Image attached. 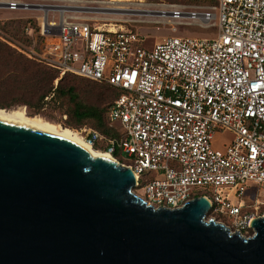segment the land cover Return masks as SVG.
I'll list each match as a JSON object with an SVG mask.
<instances>
[{
	"label": "built area",
	"instance_id": "2783aa9c",
	"mask_svg": "<svg viewBox=\"0 0 264 264\" xmlns=\"http://www.w3.org/2000/svg\"><path fill=\"white\" fill-rule=\"evenodd\" d=\"M130 1L218 34L149 48L131 30L55 8L98 0H0V11L42 12L41 61L60 78L73 74L119 92L107 116L118 136L85 129L83 138L134 172L143 195L134 192L149 206L177 209L205 197L236 232L253 231L260 216L242 198L251 184L264 187V0ZM219 129L235 134L225 151L212 148ZM253 202L264 210L258 196Z\"/></svg>",
	"mask_w": 264,
	"mask_h": 264
},
{
	"label": "water",
	"instance_id": "95a60500",
	"mask_svg": "<svg viewBox=\"0 0 264 264\" xmlns=\"http://www.w3.org/2000/svg\"><path fill=\"white\" fill-rule=\"evenodd\" d=\"M113 157L0 119V264H264V216L246 237L194 198L149 206Z\"/></svg>",
	"mask_w": 264,
	"mask_h": 264
},
{
	"label": "rangeland",
	"instance_id": "374dc122",
	"mask_svg": "<svg viewBox=\"0 0 264 264\" xmlns=\"http://www.w3.org/2000/svg\"><path fill=\"white\" fill-rule=\"evenodd\" d=\"M98 1L101 3H59L58 6H62L63 10L69 11L68 13H78L94 18V24L103 29L113 27L131 30L142 36L146 42L145 46L149 48L169 37L214 38L218 34L216 26L205 29L186 21H173L160 14L158 10H147L137 3L119 4L112 0ZM84 11L100 14H86ZM53 15L57 20L58 14ZM42 20V12L0 11V108L24 107L30 116H40L47 121L76 130L83 138L85 129L96 128L91 122L78 124L74 121L72 117L74 105L67 96L63 97L52 92L43 100L41 99L46 91L41 85V79L45 77L46 72H49L48 75L53 77L50 80V88L52 87L53 91L62 79L60 77L56 79L57 74L45 65L39 56L44 39L39 33ZM62 86L63 88L76 86L78 101L87 106L106 108L112 100V96H108L107 101L101 103L98 95L100 92H105L101 85L72 76H67L62 82ZM234 138L233 132L219 129L214 134L212 148L216 151H225L232 144ZM94 149L105 153L101 149V144H98ZM125 157L122 155V160ZM135 191L143 195L139 188H136ZM212 191L213 189L209 190V192ZM195 192L205 193L203 189H195ZM257 196L264 202V187L251 184L242 200L246 202V210L250 214L257 213L262 217L264 210L255 211L253 208V200ZM212 218L229 226L232 232H236V228L232 227L231 222L224 216L209 212L207 220ZM253 235L254 231L244 233L246 237Z\"/></svg>",
	"mask_w": 264,
	"mask_h": 264
},
{
	"label": "trees",
	"instance_id": "16d2710c",
	"mask_svg": "<svg viewBox=\"0 0 264 264\" xmlns=\"http://www.w3.org/2000/svg\"><path fill=\"white\" fill-rule=\"evenodd\" d=\"M57 74L56 79L60 77V74L58 71H55L52 69ZM49 72L45 73V77L41 79V85L43 89H45V94L41 96V99L43 100L48 94L58 93L60 96H67L69 100L73 103L74 108L72 112V117L74 121L78 124H84L85 122H91L96 129H93L95 131H98L100 134L109 137V138H115L118 136L117 131L109 125L107 116H108V111L109 108L113 102V100L117 97L119 92L114 89L113 87L107 85V84H100L88 79H84L78 76H75L73 74H66L62 79L60 84L57 86V88L53 91V88H50V80H52L53 77H51ZM67 76H72L78 79H82L85 81H88L90 83L98 84L101 85L104 89L105 92H100L98 97L101 99V103H104L107 101L108 96H112L111 103L106 108H100V106H87L83 104L82 102L78 101V95H77V88L76 86H69L67 88H63L62 82ZM49 86V88H48ZM108 94V95H107ZM201 195V193L199 194Z\"/></svg>",
	"mask_w": 264,
	"mask_h": 264
},
{
	"label": "bare ground",
	"instance_id": "6f19581e",
	"mask_svg": "<svg viewBox=\"0 0 264 264\" xmlns=\"http://www.w3.org/2000/svg\"><path fill=\"white\" fill-rule=\"evenodd\" d=\"M112 2L120 4V3H130L131 1L130 0H112ZM55 8H58L62 14H66L69 12V11L63 10L62 6H57ZM94 10H102V9H94ZM119 10H125V9H119ZM85 13L86 14H100V13H92L89 11ZM166 17L170 19L168 15H166ZM45 23H46V19H45ZM110 30H116V29L111 27ZM0 119L5 120V121H10V122L27 124V125H31L37 128L47 130L49 132L64 136L68 139L77 141L81 145L85 146L92 155L107 156V157L112 158L106 152L101 153V152L96 151L94 149L95 147L90 146L87 142L84 141V139L81 137V134L78 131L70 129V128H65L60 124H55L53 122L47 121L46 119L40 116H30L24 107H16L12 109L0 108Z\"/></svg>",
	"mask_w": 264,
	"mask_h": 264
}]
</instances>
